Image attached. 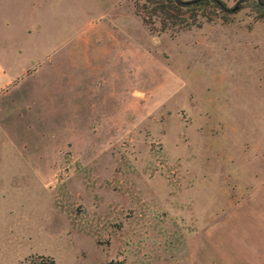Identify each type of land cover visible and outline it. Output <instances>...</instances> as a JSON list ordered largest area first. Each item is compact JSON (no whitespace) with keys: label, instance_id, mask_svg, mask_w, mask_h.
<instances>
[{"label":"rangeland","instance_id":"rangeland-1","mask_svg":"<svg viewBox=\"0 0 264 264\" xmlns=\"http://www.w3.org/2000/svg\"><path fill=\"white\" fill-rule=\"evenodd\" d=\"M222 1L0 0V264H223L264 204V8Z\"/></svg>","mask_w":264,"mask_h":264},{"label":"crops","instance_id":"crops-1","mask_svg":"<svg viewBox=\"0 0 264 264\" xmlns=\"http://www.w3.org/2000/svg\"><path fill=\"white\" fill-rule=\"evenodd\" d=\"M9 79L0 65V89ZM252 195L253 204L247 201L246 208L228 211L216 224L213 255L223 264H264V204Z\"/></svg>","mask_w":264,"mask_h":264},{"label":"trees","instance_id":"trees-1","mask_svg":"<svg viewBox=\"0 0 264 264\" xmlns=\"http://www.w3.org/2000/svg\"><path fill=\"white\" fill-rule=\"evenodd\" d=\"M253 1L256 6L264 8V0ZM159 5L162 7L154 9V11L156 14H160L163 20L176 19L177 22V18H181L180 21L184 24L196 18L198 14L202 16L214 13L226 15L234 11V9L228 8L222 0H161ZM208 17L211 16L208 15ZM181 23L179 24L182 25ZM23 264H55V261L49 257L30 256L25 259Z\"/></svg>","mask_w":264,"mask_h":264}]
</instances>
